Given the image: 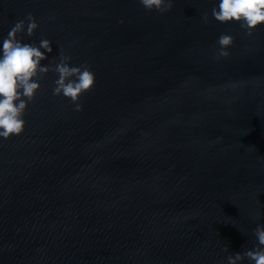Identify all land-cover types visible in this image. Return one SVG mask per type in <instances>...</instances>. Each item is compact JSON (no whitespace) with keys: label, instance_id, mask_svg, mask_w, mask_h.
<instances>
[{"label":"water","instance_id":"1","mask_svg":"<svg viewBox=\"0 0 264 264\" xmlns=\"http://www.w3.org/2000/svg\"><path fill=\"white\" fill-rule=\"evenodd\" d=\"M215 2L0 0V37L30 12L39 27L26 41L48 38L52 55L95 73L80 111L47 73L23 132L0 138V264H226L252 246L264 27L216 22ZM224 32L234 41L220 57Z\"/></svg>","mask_w":264,"mask_h":264},{"label":"clouds","instance_id":"2","mask_svg":"<svg viewBox=\"0 0 264 264\" xmlns=\"http://www.w3.org/2000/svg\"><path fill=\"white\" fill-rule=\"evenodd\" d=\"M147 11H166L172 0H138ZM211 18L218 23H237L246 35L251 36L258 27H264V0H216L211 8ZM201 20H209L203 13ZM39 24L32 13L16 20L7 33L0 37V138L7 139L23 132L24 114L41 88V80L51 72L56 74L51 94L63 97L74 111L83 105L80 97L94 87L95 73L87 61L72 63V56L62 48L53 53V42L45 37L38 41H26L38 29ZM234 37L221 33L216 39L217 54L229 55ZM254 243L243 251L230 252L226 264H264V223L257 222L251 229ZM224 250L228 251L227 246Z\"/></svg>","mask_w":264,"mask_h":264}]
</instances>
